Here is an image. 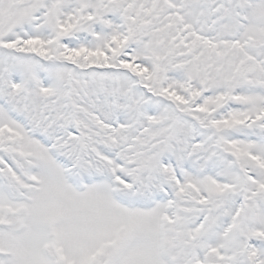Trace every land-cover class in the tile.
Returning <instances> with one entry per match:
<instances>
[{"label":"snow or ice","instance_id":"1","mask_svg":"<svg viewBox=\"0 0 264 264\" xmlns=\"http://www.w3.org/2000/svg\"><path fill=\"white\" fill-rule=\"evenodd\" d=\"M0 264H264V0H0Z\"/></svg>","mask_w":264,"mask_h":264}]
</instances>
